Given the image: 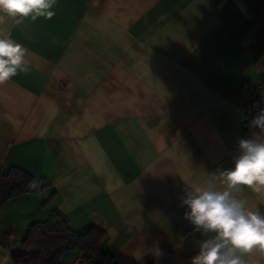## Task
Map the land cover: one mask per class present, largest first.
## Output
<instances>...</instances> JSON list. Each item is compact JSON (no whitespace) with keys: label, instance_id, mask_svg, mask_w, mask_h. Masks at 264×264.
<instances>
[{"label":"crops","instance_id":"crops-1","mask_svg":"<svg viewBox=\"0 0 264 264\" xmlns=\"http://www.w3.org/2000/svg\"><path fill=\"white\" fill-rule=\"evenodd\" d=\"M55 13L0 24L31 64L0 86V172L46 185L0 201V264L56 209L75 231L107 230L111 264H192L208 237L184 218L186 184L225 190L213 175L259 134L240 105L264 85V0H57ZM233 195L264 215V192Z\"/></svg>","mask_w":264,"mask_h":264},{"label":"clouds","instance_id":"clouds-1","mask_svg":"<svg viewBox=\"0 0 264 264\" xmlns=\"http://www.w3.org/2000/svg\"><path fill=\"white\" fill-rule=\"evenodd\" d=\"M56 6L57 0H0V24L6 18L17 26L26 18L50 20ZM28 52L10 36H0V86L30 71ZM249 128L259 129V134L239 140L241 152L234 167L213 175L226 186L225 190H215L212 184H186L181 200L188 209L184 218L194 225L193 231L208 237L201 241L192 264H246L242 258L245 254L253 250L264 253V215L247 210L246 201L233 195L243 191L244 186L256 193L264 192V109L249 122Z\"/></svg>","mask_w":264,"mask_h":264},{"label":"trees","instance_id":"trees-1","mask_svg":"<svg viewBox=\"0 0 264 264\" xmlns=\"http://www.w3.org/2000/svg\"><path fill=\"white\" fill-rule=\"evenodd\" d=\"M45 184L35 181L22 169L12 167L0 172V201L24 192L39 191ZM107 230L93 225L85 232L71 228L69 218L54 210L44 220L29 224L23 240V250L12 256L13 264H63L67 252L82 253V264H92L103 259L102 242Z\"/></svg>","mask_w":264,"mask_h":264},{"label":"built area","instance_id":"built-area-1","mask_svg":"<svg viewBox=\"0 0 264 264\" xmlns=\"http://www.w3.org/2000/svg\"><path fill=\"white\" fill-rule=\"evenodd\" d=\"M242 114V128L249 132V122L264 109V85L261 83L249 87L248 98L240 105ZM73 264H82V259L77 260ZM92 264H111L109 261L99 260Z\"/></svg>","mask_w":264,"mask_h":264}]
</instances>
